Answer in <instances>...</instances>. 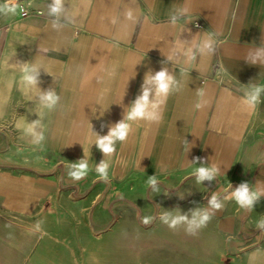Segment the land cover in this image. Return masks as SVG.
I'll return each mask as SVG.
<instances>
[{"label": "crops", "instance_id": "obj_1", "mask_svg": "<svg viewBox=\"0 0 264 264\" xmlns=\"http://www.w3.org/2000/svg\"><path fill=\"white\" fill-rule=\"evenodd\" d=\"M54 4L29 0L22 17L0 0V123L9 154L34 156L30 172H0L3 208L31 215L72 199L90 230L146 233L142 248L125 249L167 252L168 264H264V91L254 107L246 103L264 87V56H256L264 0H62L53 14ZM24 66L36 69L35 86L22 82ZM163 69L175 84L161 120L130 122L127 139L105 155L98 138ZM49 91L59 96L51 110L41 100ZM81 161L89 171L76 180L70 166ZM102 162L107 179L96 175ZM199 166L217 175L198 183ZM152 176L157 183L148 185ZM242 183L261 192L251 209L231 196ZM213 195L222 209L210 207ZM200 209L211 219L189 234ZM177 215L187 221L170 228L164 217Z\"/></svg>", "mask_w": 264, "mask_h": 264}, {"label": "rangeland", "instance_id": "obj_2", "mask_svg": "<svg viewBox=\"0 0 264 264\" xmlns=\"http://www.w3.org/2000/svg\"><path fill=\"white\" fill-rule=\"evenodd\" d=\"M7 134V123H0V172H30L34 156L9 154ZM84 211L71 199L21 215L6 211L0 202V264H168L167 252L160 256L152 250L125 249L127 242L142 248L146 233L131 228L128 236L94 232L86 218H78ZM117 216L114 213L113 223Z\"/></svg>", "mask_w": 264, "mask_h": 264}, {"label": "clouds", "instance_id": "obj_3", "mask_svg": "<svg viewBox=\"0 0 264 264\" xmlns=\"http://www.w3.org/2000/svg\"><path fill=\"white\" fill-rule=\"evenodd\" d=\"M62 0H55L54 6L51 7V13H59L61 11ZM22 11V9H21ZM8 12H16L15 8H9ZM129 17L131 13L128 14ZM205 48H211V42L205 41ZM257 58L264 56V49L257 50ZM253 63L256 62L254 59ZM34 67L24 66L22 69V82H26L28 85L35 86L36 78L32 74L35 72ZM145 86L142 89V95L139 96L132 107L129 109L126 118L123 122H120L115 127L111 129L107 136L98 138L96 141L98 146L105 155H110L115 151V144L117 141L123 142L127 139L129 133L131 132V123L136 121H147V122H158L162 118L161 105L164 104L167 97L170 95L171 90L175 84V80L172 75L168 73L166 69L156 72L154 75H148L145 78ZM147 85H154L153 88L147 87ZM264 91V87H255L251 95L247 97L246 103L250 106H255L259 101L260 93ZM154 92V95H153ZM202 96L203 93H198ZM59 96L54 91H49L46 94L41 95V100L44 102V106L48 109H53L58 102ZM197 108H201L202 104L197 103ZM35 125H28L25 130L29 133L33 132ZM37 139H43V135L37 136ZM199 158H197L198 160ZM73 170L70 175L76 179L80 180L86 177L89 167L85 161H81L78 164L70 166ZM108 164L102 162L98 167H96V172L101 179L108 178ZM216 167H205L199 166L194 169L193 175L195 176L198 183H202L205 180H212L214 176L217 175ZM157 183V178L155 176L149 177L148 185H155ZM261 192L255 189H250L247 183H242L237 189H235L231 196L236 201V203L241 208L251 209L254 203L259 199ZM209 205L212 209H222L223 204L216 195H213L209 200ZM211 219L208 211L200 209L193 213V219L189 222L190 227L187 230L189 234H195L192 227L201 228L207 225L208 221ZM165 223L168 224L170 228H175L179 223L187 221V217L177 215L174 218L169 219V217H164ZM149 218H145L143 223L147 224ZM258 227L264 228V219H261Z\"/></svg>", "mask_w": 264, "mask_h": 264}, {"label": "built area", "instance_id": "obj_4", "mask_svg": "<svg viewBox=\"0 0 264 264\" xmlns=\"http://www.w3.org/2000/svg\"><path fill=\"white\" fill-rule=\"evenodd\" d=\"M4 3L8 7L18 6L22 17H27L30 14L29 0H4Z\"/></svg>", "mask_w": 264, "mask_h": 264}]
</instances>
